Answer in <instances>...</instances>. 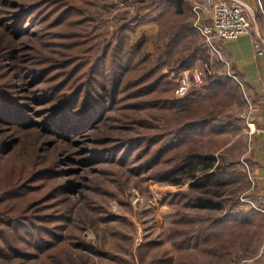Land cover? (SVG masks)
Here are the masks:
<instances>
[{
  "label": "trees",
  "instance_id": "trees-1",
  "mask_svg": "<svg viewBox=\"0 0 264 264\" xmlns=\"http://www.w3.org/2000/svg\"><path fill=\"white\" fill-rule=\"evenodd\" d=\"M110 10L107 0H0V239L5 246L0 257L34 261L41 255L40 264H50L59 241L65 251H92L81 240L85 221L75 222L70 196L87 179L78 169L103 164L115 176L124 170L131 177L149 172L172 184L192 179L188 190L169 196L168 203L213 214L200 232L173 229L175 252L195 249L234 264L235 239L252 228L261 238L264 217L251 206L242 212V203L231 202L236 192L220 204L212 201L222 194L217 186L238 182L235 190L241 188L247 167L245 153L240 162L226 155L241 122L211 111L229 95L241 102L237 88H244L215 58L214 73L202 81L205 94L174 97L169 76L192 69L210 53L193 28L186 0L135 1L109 25L100 13ZM151 24L158 28L153 39L138 34ZM195 39L200 46L190 45ZM243 101L245 109L248 99ZM121 109L159 116L137 123L128 118L121 126L114 118ZM68 175L71 180L65 181ZM123 181L113 180L112 186L118 191L126 186ZM117 191L106 193L111 198ZM246 239L243 260L257 251H251L253 236Z\"/></svg>",
  "mask_w": 264,
  "mask_h": 264
},
{
  "label": "rangeland",
  "instance_id": "rangeland-1",
  "mask_svg": "<svg viewBox=\"0 0 264 264\" xmlns=\"http://www.w3.org/2000/svg\"><path fill=\"white\" fill-rule=\"evenodd\" d=\"M124 1L127 0H118ZM107 4L111 7L108 14L100 13L102 18H106L111 24L112 18L115 16L114 11L118 9V6L114 4L113 0H107ZM102 6V4H101ZM122 13V12H121ZM120 11L116 13L118 17L121 15ZM104 16V17H103ZM158 28L155 31L146 33L148 37L156 35ZM141 32L138 31L140 35ZM95 33L90 32V37ZM129 36L134 39L133 33H128ZM137 35V36H139ZM193 42V43H192ZM190 43L193 47L200 46L198 40H194ZM152 45V44H151ZM148 43V52L153 51V47ZM207 59L204 61L196 60L195 66L201 73H203V79L214 73V59L218 58L212 55L210 52L207 54ZM224 61H226L223 58ZM192 68V69H193ZM189 70L187 79L189 81V87L186 92L205 94V88L203 84L193 85L191 81V68H183L178 73L169 76V80L175 84V89L185 81L182 78V71ZM227 68L225 67V70ZM161 72H165L163 69ZM227 72V70H226ZM207 77V78H208ZM230 84V83H229ZM232 85V83H231ZM242 87L237 88V94L240 95L241 102L237 101V97L234 101L230 97L229 99L222 100L217 106L211 111V115L222 113L229 119H236L240 121L238 133L231 136V140L228 144L226 154L229 158H236V160H242L245 153V145L241 144L242 136H245V117L248 113L244 109L245 95ZM189 93V94H190ZM236 94V95H237ZM184 96V95H183ZM244 96V97H243ZM174 97L180 98L175 94ZM182 97V96H181ZM155 116H159L156 113H150L148 110L140 111L138 115L129 113L128 111L121 109L116 111L114 118L121 120L117 121V124L124 126L129 121L128 118L134 119L136 122L140 118L146 120H153ZM137 123V122H136ZM137 126V125H136ZM139 127V126H138ZM118 129H114L116 134ZM113 132V131H112ZM128 134H130L128 132ZM119 136V135H117ZM229 136V135H228ZM235 146V147H234ZM230 148V149H229ZM232 148V149H231ZM230 151V153H229ZM242 153L239 156V153ZM235 153V157H234ZM241 164V163H240ZM242 168V167H241ZM112 169L103 164L95 165L87 171L78 169V174H84L87 179L84 184V188L75 191L71 194L70 199L74 202L72 217L79 221H85V227L80 233L81 240L85 245H88L92 251L86 249H70L66 248L57 242L59 245L57 251L53 252V257L47 259V263L50 264H222L219 261V256H206L198 253L195 249H189L181 251L180 253L175 252L173 241L171 239V232L173 229H192L195 233L202 231L203 223H206V218L212 217L213 213L209 211L201 210L200 208L186 207L183 208L179 203H168V197L174 194H180L188 190V186L193 182L192 179L183 177L179 183L172 184L166 181L157 180L154 177L149 176V172H143L138 176H129L123 170H119L121 175L115 176ZM85 172V173H84ZM72 175V174H71ZM71 175L65 177V181L71 180ZM202 175L196 177L200 178ZM234 177L229 176L232 180ZM224 177H220V181ZM228 180V177H226ZM113 180H118V184L123 181L126 184L122 189H118V186H112ZM240 183L241 188L235 190L238 182L229 183L225 187L217 186L216 192L222 193L219 198H213L216 204H220L228 198H232L234 192H236V198L231 202L239 201L243 205L239 206L242 212L248 210L251 206L246 201L250 200L249 182L243 181ZM120 187V185H119ZM121 188V187H120ZM237 188V187H236ZM241 189V190H240ZM106 190L117 191V196L111 197L106 193ZM196 194V191H190ZM109 193V192H108ZM190 193V194H191ZM194 196V195H192ZM242 199V200H241ZM244 199V200H243ZM254 204V203H253ZM185 218L187 222H178V219ZM203 218V221L201 220ZM2 229V226H0ZM257 228H252L244 231V234L239 235L235 242L232 244L231 249V261L234 264H241L242 253L247 245L246 237L253 236V242L250 243L251 251L256 249L258 245L262 243L264 245V229L261 238L257 236ZM260 242L258 244V239ZM0 246L5 247L0 239ZM64 248V249H63ZM258 249V248H257ZM195 250V251H194ZM50 251V249H49ZM47 253V252H46ZM52 254V251L49 255ZM41 255L37 259L32 261L31 259H22L16 256H11L8 259L0 257V264H40ZM241 257V258H240ZM170 259V260H169ZM169 260V262H168ZM33 262V263H32Z\"/></svg>",
  "mask_w": 264,
  "mask_h": 264
},
{
  "label": "crops",
  "instance_id": "crops-1",
  "mask_svg": "<svg viewBox=\"0 0 264 264\" xmlns=\"http://www.w3.org/2000/svg\"><path fill=\"white\" fill-rule=\"evenodd\" d=\"M139 0H136V2ZM145 2L147 0H144ZM193 4H204L205 0H186ZM254 14L249 32L235 39L218 42L222 57L240 80L244 95L253 105L250 112L257 131L250 138L241 139L245 145V180L249 182L251 207L264 217V0H239ZM156 25H144L137 31L152 33ZM261 51V52H260ZM260 52V54H259ZM263 200V201H262ZM261 210H259V209ZM254 255L242 259L245 264H264V245L257 247Z\"/></svg>",
  "mask_w": 264,
  "mask_h": 264
},
{
  "label": "built area",
  "instance_id": "built-area-1",
  "mask_svg": "<svg viewBox=\"0 0 264 264\" xmlns=\"http://www.w3.org/2000/svg\"><path fill=\"white\" fill-rule=\"evenodd\" d=\"M113 1L114 4L118 6V9L113 12V14L116 15L118 11L123 12L131 10L134 7L136 0H127L126 2L118 0ZM191 11L194 16L192 23L194 30L199 34L209 51L217 56L228 69L229 64L227 61L223 60L216 44L218 42L232 40L240 35L247 34L249 32L250 24L254 20L252 10L239 0H205L204 4L193 2L191 5ZM201 71V68L200 72L197 68L192 69L191 81L193 85H200L202 83L204 75ZM188 74L189 70L185 69L182 71V78L185 81H183V83L175 90V94L178 97L183 96L189 87V81L187 79ZM247 108L248 113L244 119L246 126L245 136L250 138L257 129L250 114L253 105L248 101ZM246 203L250 204L251 207H255L252 202L246 201Z\"/></svg>",
  "mask_w": 264,
  "mask_h": 264
}]
</instances>
